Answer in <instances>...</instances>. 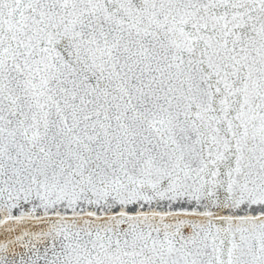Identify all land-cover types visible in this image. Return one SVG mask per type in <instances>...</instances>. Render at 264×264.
I'll return each instance as SVG.
<instances>
[{
	"label": "snow or ice",
	"instance_id": "obj_1",
	"mask_svg": "<svg viewBox=\"0 0 264 264\" xmlns=\"http://www.w3.org/2000/svg\"><path fill=\"white\" fill-rule=\"evenodd\" d=\"M0 264H264V0H0Z\"/></svg>",
	"mask_w": 264,
	"mask_h": 264
}]
</instances>
